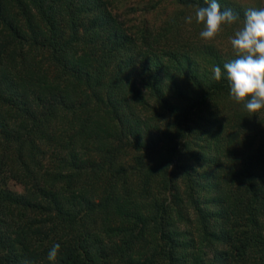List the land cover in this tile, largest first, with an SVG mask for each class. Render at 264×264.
Instances as JSON below:
<instances>
[{
    "label": "trees",
    "instance_id": "obj_1",
    "mask_svg": "<svg viewBox=\"0 0 264 264\" xmlns=\"http://www.w3.org/2000/svg\"><path fill=\"white\" fill-rule=\"evenodd\" d=\"M208 2L0 0V264H264V109Z\"/></svg>",
    "mask_w": 264,
    "mask_h": 264
},
{
    "label": "clouds",
    "instance_id": "obj_2",
    "mask_svg": "<svg viewBox=\"0 0 264 264\" xmlns=\"http://www.w3.org/2000/svg\"><path fill=\"white\" fill-rule=\"evenodd\" d=\"M195 22L202 25L200 37L205 42L214 40L224 25L236 24L240 17L231 9L221 10L218 0H209L206 7H197ZM193 17H186L192 23ZM234 59L213 68V79L219 81L226 75L229 97L243 104L252 114L264 109V7L245 10L242 26L230 38ZM59 244L49 250L47 259L55 261Z\"/></svg>",
    "mask_w": 264,
    "mask_h": 264
},
{
    "label": "rangeland",
    "instance_id": "obj_3",
    "mask_svg": "<svg viewBox=\"0 0 264 264\" xmlns=\"http://www.w3.org/2000/svg\"><path fill=\"white\" fill-rule=\"evenodd\" d=\"M145 1V0H144ZM230 2H232V3H234V4H236L237 6L238 5H246V7H255V2L253 1V0H229ZM264 3V2H263ZM250 5V6H249ZM226 9H227V7H226ZM123 14H125V12L123 11L122 12ZM131 13H129V15H130ZM134 15V17H138V14L136 13V14H133ZM242 26V24H240L239 25V27H241ZM211 41H213V42H215V43H211V44H209V46L211 47V46H213L216 50H218V52L221 54V55H225V52H228V54L230 55V54H232V49H231V47H229V45L228 44H226L224 41H223V39L222 38H215L214 40H211ZM172 52V51H171Z\"/></svg>",
    "mask_w": 264,
    "mask_h": 264
}]
</instances>
